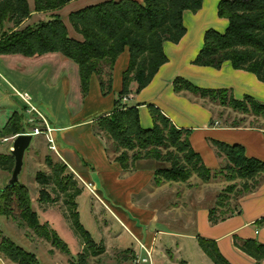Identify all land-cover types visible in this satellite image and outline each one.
<instances>
[{
	"label": "trees",
	"instance_id": "1",
	"mask_svg": "<svg viewBox=\"0 0 264 264\" xmlns=\"http://www.w3.org/2000/svg\"><path fill=\"white\" fill-rule=\"evenodd\" d=\"M35 12L43 13L65 7L71 0H34ZM204 0H121L100 3L84 10L72 13L70 24L82 40L72 38L63 20L58 16L51 21L19 29L29 20L31 14L28 0H0V56H20L26 59L42 58L45 55L61 54L78 66L82 98L89 96L91 80L98 78L101 95L114 94V70L122 54L128 52L129 65L122 75V88L115 94V102L110 111L104 112L94 121L95 132L103 140L113 142L114 152L108 148L111 156L124 170H132L134 165L143 160L173 161L171 168L156 171V181L160 176L167 175L168 182L187 181L192 172H196L203 181L209 182L211 175L221 167L212 170L205 166L203 158L196 153L191 144L192 131L174 126L171 120L154 105L148 109L153 119L152 129H144L140 123L139 107L124 105V98L131 94L132 83H136L140 93L150 85L159 73L160 67L169 62L164 53L166 42L180 43L187 34L184 25V14L192 11L198 14ZM218 15L227 20L229 27L221 33L216 29L208 30L204 35V46L200 54L192 62L197 67L222 69L230 63L235 70L246 71L264 83V0H224L218 5ZM11 24L13 32L6 26ZM177 93H191L202 99H210L221 107L237 112L253 113L264 118V102L247 95L244 101L236 99L226 88H200L182 77L174 80ZM21 118L15 115L7 122L1 137L21 133ZM212 124V123H211ZM213 125V124H212ZM20 130V131H19ZM23 130V129H22ZM22 134V133H21ZM108 144V143H107ZM213 146L218 157L228 161L230 176L227 181H240L239 189L232 186L228 194L221 196L220 205L209 207V222L218 226L222 221L239 216L243 213L240 202L255 191L264 177V160L251 157L243 145H229L222 141H214ZM164 151L166 153H164ZM184 165H180V163ZM51 173L37 176L44 202H57L47 191L54 184L52 191L67 197L70 206L73 228L85 245V249L71 264H88L105 252L98 247L90 232L85 229L77 212L75 201L81 195L73 182V174L66 175L67 165L49 163ZM15 160L12 155L0 154V170L13 172ZM227 169L225 168L224 171ZM216 173V174H220ZM186 173V174H182ZM235 193L232 197L230 194ZM4 201L16 204L20 217L28 228L49 241L64 254L70 249L55 230L40 223V217L33 210L30 194L24 186L16 185L7 188L0 195L2 209ZM47 195V196H46ZM3 196V197H4ZM15 197L16 199H13ZM232 203H235L234 206ZM9 207V206H8ZM264 228V218L254 224ZM234 246L239 248L257 262L264 261V244L257 239H242L234 236ZM199 246L203 253L214 264H232L220 252L218 242L198 236ZM242 241V243H240ZM0 257L11 260L15 264H40L33 253L18 246L10 238L0 232Z\"/></svg>",
	"mask_w": 264,
	"mask_h": 264
},
{
	"label": "rangeland",
	"instance_id": "2",
	"mask_svg": "<svg viewBox=\"0 0 264 264\" xmlns=\"http://www.w3.org/2000/svg\"><path fill=\"white\" fill-rule=\"evenodd\" d=\"M110 1L118 2L121 0H80L65 10L62 9L67 7L70 3L57 10L37 13L35 12L34 0H28L31 10L29 20H27L19 29L15 30L20 31L29 26L37 27V25L41 23L44 24V22L51 21L59 16L68 28L70 36L72 38L82 40V37L77 34L75 29H73L70 24L69 13L72 11L73 13L75 11L78 12L86 9L87 7L100 5V3ZM187 13L184 25L186 26L187 33L188 30L190 32L192 31L191 33L189 32V36L192 37L195 34L194 31L196 29V25L195 23H191L189 20H192V18L197 14L192 11H187ZM213 18L216 23L215 26H211L210 29L213 28L214 30L216 29L222 33L224 30H222L223 28L221 24L218 23L223 19L217 15V12ZM6 28L10 32L14 31L11 24H7ZM166 44L170 46L167 50L169 60L167 63L169 65L167 72L169 75H174V73L179 74L182 72L184 74V78L190 79L198 85L208 87L217 86V84L223 82H234L238 85V87L233 85L234 89L231 90V92L233 93L234 91L235 94L238 93L236 90L245 86V83H242L241 78H238L239 76L235 77L230 74L226 75L223 73L225 71L221 72V77L202 73L203 71H197V69L194 68H197V66L192 63L195 57L193 58L190 51L186 53L187 49H184V52L180 53L181 50L173 48L179 45V43L166 42ZM170 48H173V50ZM46 58L52 60L51 62L54 64L51 63V65L55 66L57 71L62 68H65V71L67 72L70 70L67 62H64L61 65L60 60L69 61L75 68L78 67L74 62L64 58L61 54L45 55V58L35 57L30 58V60L40 62ZM57 58L61 59L58 60ZM28 60L29 59L20 56H0V104H2L0 106V134L4 129V125L6 124L8 118L10 117V120L14 115L17 118H21L20 123L22 126V134H32L35 129L44 131L46 130L47 125L55 130V128L61 129L62 125L68 124L67 117L62 115L63 112H65V109L61 106L60 101L57 105L54 104L55 106H53V102L49 101V108L47 109L38 102L32 100L31 102L37 110L33 111L19 95V93L24 94L26 92L14 90L15 88H12V84L10 83L12 81L9 77L10 75H8V71L17 72L20 65H24L28 62ZM2 65H5L6 68H2ZM34 67L39 69L40 66L37 64ZM213 70L216 73L221 71V69ZM198 76H204V78H199ZM256 80L258 79L256 78ZM170 82L172 83V80H166L165 83L170 85ZM72 87L76 90L78 84L75 82L74 85L72 84ZM250 89V91H257L255 88H252V86ZM7 94L9 95V99L7 98L8 96L6 99H8L14 107H17L15 111L12 110L13 107H11L10 111V109H8L10 106L5 105L6 99L4 96ZM29 96L33 99V95ZM38 97L40 98V96ZM41 97L44 98L45 96L42 95ZM180 97L182 99L181 106L185 105L187 110L191 109L193 111L190 113H193L198 117L201 116L202 119H204L206 113H210L211 115L215 114L217 119H220L219 124L222 126L239 127L246 126L251 123L258 128H264V118L262 116L256 117L251 112L241 113L234 111L233 109L224 108L221 107L219 103H214L210 99H202L201 97L195 96L191 93L185 92L184 94H181ZM80 101H84L82 94ZM149 102H156V100H151ZM124 105L132 106L137 104L136 102L131 103V100L128 97H125ZM77 106L79 107L80 104H77ZM51 107L55 109V114H59L58 120H56L55 116L52 115V111L50 110ZM57 131L58 130H55V132ZM21 133L19 135H21ZM18 136H14L13 134L5 135V137L0 136V154H7L11 156L13 142ZM55 141L58 146L59 154L51 149L49 141L45 135L42 134L34 136L33 142L31 143L32 146L25 154V164L21 172L20 182L17 185L27 188L33 204V210L34 212H37L40 217V223L48 225L50 230L52 229L57 232L62 241L68 245L70 254H64L58 248L54 247V245H52L49 241L40 237L38 234L36 235L34 231L30 230L21 219V214L17 205L14 203L12 204L9 201H4V195L1 197L3 205L2 209L0 208V232H2L3 237L10 238L18 246L24 248L30 253H33L36 258L39 259L40 264H71L72 261L77 262V257L86 247L73 228L70 206L66 201L67 197L64 194L59 193V191L56 193L53 192L52 188L54 184H50L49 188H52L49 189L47 193H49L50 196L52 195L57 202L48 204L44 202V200H40L42 199L41 188L37 181V176L41 173L52 174L49 165L50 162L53 164H59L66 161V159L61 156L60 147L63 145L64 147H68L67 144L61 140V138L57 139L56 137ZM103 141L108 143L107 148L111 152H114L113 142H108L107 140ZM164 153L166 152L164 151ZM173 161L143 160L134 165L133 169L128 172L130 175H133L135 172L150 170L152 171L153 177L149 181L146 190L133 197L135 207L131 208V210L134 211V213H145L148 217L151 216V225L143 224L138 221V226L144 229V235L151 233L154 234V237L156 235L157 245L155 244V246L158 248L160 246L172 248L177 245L185 247L187 250L186 254H188L190 260L199 263L201 261V257H199L198 252H201V248L198 240L191 235L194 234L195 231L198 232L196 225V213L209 211V207L216 204L220 205L221 200L219 198L225 194L227 195V190L232 186L237 185L235 191L239 189L240 181H227L229 178L227 176H230V172L228 168L229 166H227L229 164L225 157L224 162L220 166L225 167L227 170L224 171L225 168H222L221 170L223 171V174L220 170V174H216L219 173V171L216 170L218 172L211 175L209 182L203 181L196 172H192L191 177L184 182H168L166 181L167 175L162 177L160 176V178L156 181V171L159 169L166 170L171 168ZM180 165L186 166L183 162L180 163ZM87 168L89 170V175L91 176L90 183L88 182V179L82 178L79 174L72 172L68 166L65 173L66 175H74L73 182L76 183L75 187L77 190H81V195L75 200L78 204L77 212L80 215L81 223L85 229L90 232L93 241L98 244V247H104L106 252L100 258H90L88 264H125V262H128L127 260L130 258V256L127 255L129 250H125L122 254H118L117 250L137 247L138 242L135 240V236L133 235L131 228L128 227L124 221H121L117 211L108 205L106 194L104 193V196L101 195L100 191L103 188L101 186V179L98 171H96V164H88ZM11 178L12 173L0 170V195L1 192L6 190V186ZM85 184H92L93 191L91 192ZM230 195L234 197L235 193ZM13 199L16 198L13 197ZM232 204L234 206L236 205L235 203ZM211 226L214 227L215 225ZM251 228L254 229V226L251 225L250 229ZM160 232L162 234H160ZM170 233H178L176 235L179 237L172 236ZM169 254L172 255L171 253ZM0 260L3 261L4 264H15L11 260L8 261L3 257H0ZM209 261V263L214 264L211 262L212 260L210 258ZM139 264L149 263H142L141 261Z\"/></svg>",
	"mask_w": 264,
	"mask_h": 264
},
{
	"label": "crops",
	"instance_id": "3",
	"mask_svg": "<svg viewBox=\"0 0 264 264\" xmlns=\"http://www.w3.org/2000/svg\"><path fill=\"white\" fill-rule=\"evenodd\" d=\"M79 1L80 0H71L70 4L62 10L70 8L71 5ZM137 1L142 2L143 0ZM221 1L224 0H204L200 13L194 16L192 20H189L196 25L195 34L190 37V31L188 30L187 35L182 39L179 45L173 48L181 50L180 53H183L184 49H187L186 53L190 51V54L193 58L195 57V60L204 46L205 33L210 30L211 26H215L216 22L213 20V17H215L216 12L218 15L217 8ZM72 13L73 11L70 12L69 15L71 16ZM186 13L184 14V20L188 14ZM218 24H221L222 30H224L222 33L229 27L227 20L224 19ZM168 47L170 46L165 43L164 53L167 57ZM173 48L170 49L173 50ZM57 59L59 60L61 58ZM44 60L40 62L28 60L24 65H20L17 72L8 71V75H10L9 77L14 84L12 82L10 83L12 84V88H15L14 90L26 92L31 96L33 95L32 100L38 102L47 109L49 108V101L53 102V106H55L54 104L57 105L60 101L61 106L65 109L62 115L67 117L68 124L62 125L61 129L55 128V130L58 131L54 132L53 137L55 139L56 137L57 139L61 138L68 146L64 147L63 145L60 147L61 156L66 159V161H64L65 164L75 174H79L82 178L88 179L89 183L91 182V176L87 168L88 164H96V171H98L101 179V186L103 188L100 191L101 195L104 196V193L106 194L108 205L114 208L117 214H119L121 221H124L128 227L131 228L135 237L132 236L138 242L137 247L117 250L118 254H122L125 250H129L127 255L130 256V258L125 264H139L143 259L148 258L147 252L152 255L151 264H211L209 263V258L202 250L198 252L201 261L196 263L190 260L188 254H186L187 250L185 247L177 245L172 248H165L162 246L158 248L155 246V244L157 245L156 235L155 237L152 233L144 235V229L138 226V221L143 224L151 225L152 218L151 216L148 217L145 215V213H134L131 208L135 207L133 197L146 190L149 181L153 177L152 171H140L130 175V173H128L130 170H124L121 165L116 162V157L113 158L107 151V143L96 135L94 121L104 112L110 111L113 108L115 94L122 88V75L130 61L128 52L122 54L116 63L113 83L114 94L107 97L102 96L98 78L94 76L91 80L89 96L82 102L80 101L81 86L79 72H77L78 67L75 68L69 61L60 60L61 65L67 62L70 70L67 72L65 68H62L57 71L56 67L51 65L52 60L47 58ZM37 64L40 66L39 69L34 67ZM168 67V64L160 67L159 73L152 80L150 85L140 93L137 92L138 85L132 83L131 94L127 97L131 100V103L136 102V104L142 105L139 108V113L140 123L144 129L154 128L152 126L154 125L153 119L148 109L149 105H154L171 120L174 126L186 131H192L189 140L191 141L193 149L202 156L205 166L210 169L218 170L220 165L224 162V157H218L215 152V147L213 146L214 141H222L229 145H243L249 156L256 157L262 161L264 160V128H258L251 123L246 126L226 127L219 124L220 119H217L215 114L211 115L210 113H206L204 119H202L201 116L198 117L190 113L193 112L191 109L187 110L185 105L181 106L182 99L180 95L184 93L179 94L175 92L173 83L178 77L184 78V74L181 72L179 74L174 73V75H169L167 72ZM2 68L5 69V65H2ZM194 68L199 72L203 71L202 73H207L216 77H221L220 74L223 71H225L223 73L226 75L239 76L238 78H241L245 86L241 89L238 88L239 90H236L238 91L236 94L233 91V95H235L236 99L242 101L249 95L260 102H264V83L256 80L255 76L249 72L235 70L230 63L224 64L221 71L217 73L213 68L209 67ZM198 77L204 78V76ZM166 80H172V83L170 82L171 84L168 85L165 83ZM186 80H189L200 88H226L231 91L234 89L233 85L238 87L234 82H223L219 83L220 85L217 84V86L208 87L198 85L190 79ZM75 82L78 84L76 90L72 87V84L74 85ZM251 86L257 91H250ZM42 95L45 97L42 98ZM38 96H40V98ZM6 97L9 99L8 94L4 96L5 99ZM8 99L5 100V105L10 106V108H8L10 111L11 107H13L12 110L15 111L17 107H14ZM151 100H156V102H149ZM77 104H80V106L78 107ZM1 105L2 104H0V106ZM50 110L52 111V115L55 116V119L58 120L59 114H55V109L53 107H51ZM239 205L240 209L243 211L241 215L222 221V223L214 227L209 223V211L196 213L198 232L195 231L194 234L191 235L197 240L198 236L204 239L216 240L220 252L223 253L232 264H264V261L257 262L253 257H249L238 247L236 248L233 238L234 236H239L242 239L255 238L260 243L264 244V228H257L254 225L256 221L264 218V177L262 178L261 185L250 193L249 196L241 199ZM251 225L254 226V229H250ZM160 234L162 233L160 232ZM170 234L179 237L176 235L178 233ZM240 243H242V241H240ZM105 253L106 252L97 257L100 258ZM0 264H4L3 261L0 260Z\"/></svg>",
	"mask_w": 264,
	"mask_h": 264
},
{
	"label": "water",
	"instance_id": "4",
	"mask_svg": "<svg viewBox=\"0 0 264 264\" xmlns=\"http://www.w3.org/2000/svg\"><path fill=\"white\" fill-rule=\"evenodd\" d=\"M34 135L32 134H21L13 142V149L11 150V155L15 160V167L12 172V178L9 180L7 188H14L20 182L21 172L25 164V154L28 149L32 146Z\"/></svg>",
	"mask_w": 264,
	"mask_h": 264
},
{
	"label": "built area",
	"instance_id": "5",
	"mask_svg": "<svg viewBox=\"0 0 264 264\" xmlns=\"http://www.w3.org/2000/svg\"><path fill=\"white\" fill-rule=\"evenodd\" d=\"M19 95L22 97V99L24 100L25 103H27L29 105V108L33 111H37L35 106H33L32 104V98L29 96V94L27 93H24V94H21L19 93ZM34 132L32 133V135H45L49 141V145L51 147V149L53 151H55L57 154L58 153V147H57V144H56V141H55V138L53 137V134L55 132V130L53 128H51L49 125H47V128L46 130L44 131H41L40 129H35L33 130ZM87 186V188L92 192L93 191V188H92V184H85ZM144 248V247H143ZM147 256L148 258L147 259H143L142 262L143 263H152V255L151 253H148L147 252Z\"/></svg>",
	"mask_w": 264,
	"mask_h": 264
}]
</instances>
